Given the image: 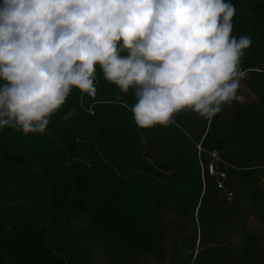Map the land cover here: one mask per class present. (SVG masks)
<instances>
[{"label":"trees","instance_id":"1","mask_svg":"<svg viewBox=\"0 0 264 264\" xmlns=\"http://www.w3.org/2000/svg\"><path fill=\"white\" fill-rule=\"evenodd\" d=\"M231 3L236 8L232 35L252 41L242 58L253 49V69L262 68L264 17L252 9L247 23L244 0ZM259 4L264 0H257L255 7ZM248 75L255 101L249 105L233 101L230 120L220 123L215 136L235 157L234 165L264 168V77ZM97 80L96 96L84 94L81 104L79 90L73 89L44 133L0 129V264H94L87 234L110 264H141L144 256L166 242L169 231L161 217L169 199L181 202L177 214L184 218L197 211L201 227L202 251L185 264H228L231 259L234 264H262V251H248L243 258L229 242H221L216 228L221 220L203 204L208 185L204 187L197 156L178 147L168 153L155 136L178 130L183 114L167 127L140 128L131 112L134 91L119 93L103 79L99 67ZM72 108L75 115L64 121L63 115ZM195 127L190 124L184 136L190 138ZM25 187L37 198L24 197ZM6 190L12 193L8 202L2 198ZM82 215L89 220L85 230L78 225ZM221 222L228 225L225 219ZM194 234L193 240L175 241L167 264H181L182 247L195 249Z\"/></svg>","mask_w":264,"mask_h":264},{"label":"clouds","instance_id":"2","mask_svg":"<svg viewBox=\"0 0 264 264\" xmlns=\"http://www.w3.org/2000/svg\"><path fill=\"white\" fill-rule=\"evenodd\" d=\"M235 14L231 0H0V129L44 133L73 89L81 104L96 96L97 67L134 91L140 128L181 111L210 121L247 75L252 41L232 35Z\"/></svg>","mask_w":264,"mask_h":264},{"label":"rangeland","instance_id":"3","mask_svg":"<svg viewBox=\"0 0 264 264\" xmlns=\"http://www.w3.org/2000/svg\"><path fill=\"white\" fill-rule=\"evenodd\" d=\"M256 1L257 0H244L245 19L247 23L252 19L250 11L252 9L255 10ZM179 114H183L184 118L182 119L183 124L178 130L155 134V136L159 139L164 150L168 153H172L174 147H178L188 156L193 157L196 155L202 175L203 166L210 161V158L207 155H199L196 147V144L199 142L194 140L196 135L193 133L190 137L191 139L186 138L183 131L189 133L190 124H194L196 127L204 124L207 126L205 130V137H207V134L210 132L209 127L211 126L212 120L214 119L216 121L215 123L218 124L220 130V123L230 120L232 114L231 108L229 107L226 113L224 112L220 117L215 116L210 121L199 117L191 111H181ZM179 114L174 117H178ZM223 150L225 149L222 148L217 151L222 160V162L219 163V170L227 172V179L225 181L226 190H218L215 188L216 180L206 177V184L208 186L203 198V204L212 210L215 219L221 221L225 219L226 223H228L227 226H223L221 221L216 224L217 234L221 242H229L235 253L243 258H246V253L248 251H262L264 253V168H257L256 170L255 167H253L254 169H243L238 164L234 165V159L225 156ZM239 162L242 161L240 160ZM16 190H20V188H16ZM22 191L24 197H29L31 200L37 198V195L30 191L29 188L25 187ZM229 193L233 194L231 199L227 197ZM11 194L10 190H6L2 193V198L4 200L7 199L6 201L8 202ZM182 206L179 200L169 199L167 201L164 207V213L161 217L165 230L169 231L166 242L156 253L144 256L141 260V264H167L168 259L173 253L175 241L180 243L184 237L194 239L195 232V249L188 251L182 247L179 263L185 264L190 261V258H192V261L195 260L198 252L202 251V248H199L201 227L198 222L197 211L194 213L193 217L189 216L188 218H184L177 214V209ZM237 210H239V212L235 214ZM78 225L83 230L89 228L88 217L82 215L78 221ZM86 238L88 245L93 247L94 264H110L106 255L96 248V243L91 235L87 234ZM125 256L127 257V254H125ZM228 264H234V260L231 259ZM239 264L245 263L241 262ZM262 264H264V256Z\"/></svg>","mask_w":264,"mask_h":264},{"label":"crops","instance_id":"4","mask_svg":"<svg viewBox=\"0 0 264 264\" xmlns=\"http://www.w3.org/2000/svg\"><path fill=\"white\" fill-rule=\"evenodd\" d=\"M255 11H257L260 14H262L263 17H264V4H259L258 6H256L255 7ZM248 54H249V57L242 58L241 59V64H240L241 69L245 70L246 73H247L246 77L244 79H242L241 88L238 91V95L241 97V100L238 101V102L240 104H242V105H249V104H251V103H253L255 101V96L252 94V92L250 91L249 87L247 86L248 84H247L246 81H247V79L249 77L248 74L250 72H252L253 74H255L256 76H258L260 78L264 77V67L253 69V61H252V59L256 55L255 51L253 49H250V50H248ZM257 71H259V72H257ZM229 107H230V105H224L223 108H222V111L220 113H218L216 115V117H220L221 115L224 114V112L226 113L228 111ZM213 120H212V122L210 124L211 126L209 127L210 128V132H209V134H208V136L206 138H204V135L206 134L205 130L207 129L206 125L203 124L201 126H197L195 128V131H194V134L196 135V138L194 137V140H196V142H200L201 140H204V147L207 150V152L208 151H212V150H218V149L224 148L223 145L221 143H219L217 141V139H216L215 135L219 131V126H218V124L215 123L216 121L215 120L213 121ZM212 126H213V128H212ZM225 150H223V153L225 154V156L232 157L235 160V157L231 156L227 152V150L225 152ZM218 168H219V164H218ZM256 169H257V167H255V170ZM252 203H254V202H252ZM238 216H240V215H238Z\"/></svg>","mask_w":264,"mask_h":264},{"label":"built area","instance_id":"5","mask_svg":"<svg viewBox=\"0 0 264 264\" xmlns=\"http://www.w3.org/2000/svg\"><path fill=\"white\" fill-rule=\"evenodd\" d=\"M259 72V71H257ZM206 134L204 135L205 138ZM197 150L199 152V155H202L203 153L208 154L210 161L207 162L205 164V166H203V172H202V181L204 184V187L207 186L206 184V177L208 178H212L214 180H216V188L220 191H225L226 190V186H225V181L227 179V172L225 171H220L218 168V164L220 162H222L220 154L216 151H210V152H206V150L203 147V140H201L197 145ZM233 196L232 193L228 194V199H231V197Z\"/></svg>","mask_w":264,"mask_h":264}]
</instances>
